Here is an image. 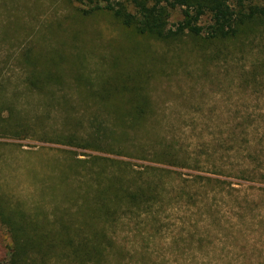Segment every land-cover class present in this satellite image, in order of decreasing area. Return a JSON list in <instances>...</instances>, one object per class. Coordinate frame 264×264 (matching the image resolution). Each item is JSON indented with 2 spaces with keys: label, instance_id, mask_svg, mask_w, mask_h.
I'll list each match as a JSON object with an SVG mask.
<instances>
[{
  "label": "rangeland",
  "instance_id": "rangeland-1",
  "mask_svg": "<svg viewBox=\"0 0 264 264\" xmlns=\"http://www.w3.org/2000/svg\"><path fill=\"white\" fill-rule=\"evenodd\" d=\"M78 5L0 0V261L15 234L24 237L17 226L39 221L32 237L64 236L61 221L80 223L77 211L125 161L158 195L108 221L102 264H264V77L247 76L260 74L264 38L214 53L188 34L137 36L110 13ZM172 12L171 22L180 17ZM28 77L56 81L39 90ZM129 94L148 115L124 139L113 117ZM91 121L122 142H65L82 143ZM162 149L185 160L155 161ZM61 251L43 264H68Z\"/></svg>",
  "mask_w": 264,
  "mask_h": 264
},
{
  "label": "trees",
  "instance_id": "trees-1",
  "mask_svg": "<svg viewBox=\"0 0 264 264\" xmlns=\"http://www.w3.org/2000/svg\"><path fill=\"white\" fill-rule=\"evenodd\" d=\"M77 1L81 4V6L78 5V10L82 13L90 14L97 10L106 11L123 28L137 36L153 37L169 42L188 34L201 42L211 44L216 50L214 53L224 50L225 54L226 51L230 53L232 50H238L247 45L246 42H249L250 37L251 41L257 37L264 38V0ZM176 9L179 10L180 17L171 22L172 11ZM204 16L206 20L202 22ZM212 58H218V56ZM257 67L260 69L259 76H255L253 70L248 71L247 76L251 75L253 81H258L261 76L264 77V53L259 59ZM52 81H56L55 77L27 78V83L39 90ZM124 92L125 90L122 88V91L118 93L121 95ZM129 95L130 97L126 100H120L122 107L120 106L119 110L114 111L113 117L118 120L116 123L122 125L119 132L124 139L129 138V130H135L139 122L145 120L148 115V110L142 108L137 96ZM88 128L87 134L81 139L82 143L73 142L74 139H80L76 136H68L65 142L85 148H96V145L101 144L109 146L111 144L109 142L119 139L113 134L112 127L106 126L102 122L91 121ZM120 141L119 139L118 143ZM118 147L122 148V143ZM153 154L155 161L167 165H180V160H185L178 153L170 154L165 149L155 150ZM76 162L80 163L81 161ZM82 165L83 168L86 167L84 164ZM75 166L76 164L68 163L67 169L74 168L76 170ZM98 166L100 169L102 164L100 163ZM117 166V170L112 174L113 177L105 179L102 185H97L95 191L90 194L86 201L87 207L77 211L83 215L80 223L69 226L66 221H61L56 231L63 233L64 236L55 240L50 239L47 233L41 232L37 237H32L29 235V231L40 230L42 226L39 221L26 223L22 230L20 226H17L19 232L21 234L23 232L24 237L21 239L15 234L7 264L46 263L51 260L52 252L57 247L60 250L63 249L61 252L68 264H102L106 257V248L111 244V239H108L105 230L108 221H114L125 211L131 212L150 205L158 195V188L154 180L142 179L139 176V171L136 172L138 176L127 173L124 168H127L128 162L123 161ZM96 175L100 176L98 181L101 182L104 176L102 170L98 171ZM13 228L15 227L13 226ZM0 264L6 263L0 261Z\"/></svg>",
  "mask_w": 264,
  "mask_h": 264
}]
</instances>
